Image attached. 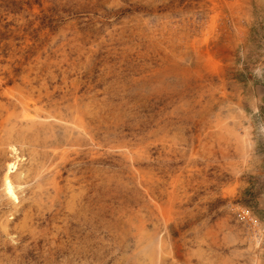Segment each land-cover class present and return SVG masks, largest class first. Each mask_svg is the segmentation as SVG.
<instances>
[{
  "label": "rangeland",
  "instance_id": "374dc122",
  "mask_svg": "<svg viewBox=\"0 0 264 264\" xmlns=\"http://www.w3.org/2000/svg\"><path fill=\"white\" fill-rule=\"evenodd\" d=\"M262 196L264 0H0V264H261Z\"/></svg>",
  "mask_w": 264,
  "mask_h": 264
},
{
  "label": "crops",
  "instance_id": "0c3cea01",
  "mask_svg": "<svg viewBox=\"0 0 264 264\" xmlns=\"http://www.w3.org/2000/svg\"><path fill=\"white\" fill-rule=\"evenodd\" d=\"M259 203L261 204V205H264V196H262V197H260V199H259ZM260 208H261V214H260V222L262 223V225L264 226V206H260ZM261 255H262V263L261 264H264V249H263V251H262V253H261Z\"/></svg>",
  "mask_w": 264,
  "mask_h": 264
},
{
  "label": "bare ground",
  "instance_id": "6f19581e",
  "mask_svg": "<svg viewBox=\"0 0 264 264\" xmlns=\"http://www.w3.org/2000/svg\"><path fill=\"white\" fill-rule=\"evenodd\" d=\"M34 119V118H33ZM40 119V118H39ZM32 121V120H31ZM35 123V122H34ZM10 184V183H9ZM14 188V187H13ZM13 188H12V186H10V188H9V191H12L13 192ZM14 196V195H13ZM14 199H16V197L14 196Z\"/></svg>",
  "mask_w": 264,
  "mask_h": 264
}]
</instances>
